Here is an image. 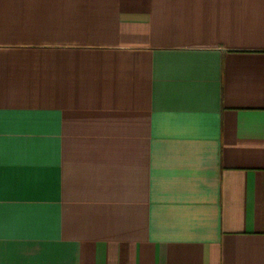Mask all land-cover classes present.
<instances>
[{
  "label": "crops",
  "instance_id": "crops-1",
  "mask_svg": "<svg viewBox=\"0 0 264 264\" xmlns=\"http://www.w3.org/2000/svg\"><path fill=\"white\" fill-rule=\"evenodd\" d=\"M0 264H264V0H0Z\"/></svg>",
  "mask_w": 264,
  "mask_h": 264
}]
</instances>
